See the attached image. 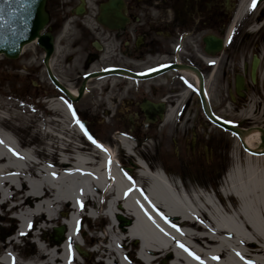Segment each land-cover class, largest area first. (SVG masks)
I'll use <instances>...</instances> for the list:
<instances>
[{"label":"flooded vegetation","instance_id":"af4514ba","mask_svg":"<svg viewBox=\"0 0 264 264\" xmlns=\"http://www.w3.org/2000/svg\"><path fill=\"white\" fill-rule=\"evenodd\" d=\"M241 2L45 0L47 24L39 37L51 46L49 55L36 38L16 71L25 74L22 80L30 77L33 91L71 104L92 139L163 141L172 153L173 140L216 131L228 153L229 139L237 137L213 119L241 131L264 130V3H251L237 17ZM63 89L75 99L82 95L71 101ZM24 248L30 250L11 264H28L32 246Z\"/></svg>","mask_w":264,"mask_h":264},{"label":"bare ground","instance_id":"6f19581e","mask_svg":"<svg viewBox=\"0 0 264 264\" xmlns=\"http://www.w3.org/2000/svg\"><path fill=\"white\" fill-rule=\"evenodd\" d=\"M251 2L242 1L237 17L249 8ZM48 108L53 112L60 110L69 116L60 102L49 101ZM49 120L43 122L45 127L41 129L43 140L46 139L44 148L48 156L42 164L36 160L33 150L20 148L14 135L1 125L3 119L0 120V205L5 206L14 201L19 203L9 208L10 212L17 209L14 215L17 222H12L18 223V237L25 235L31 238L32 224L36 223L47 230L49 224L57 221L62 211L65 212V208L73 212L64 221L67 240L58 246L42 245L38 241L37 247L32 241L31 246L36 248L40 256L38 261L34 255L30 256L28 264H74L73 259L77 257L68 241L76 242L78 239L77 234H74V219L86 201H94L96 206L101 197L108 199L103 216L109 220L105 241H102L103 244L98 241L96 248L107 244L104 247L106 253L103 254L112 255L113 264H141L139 260L123 254L132 241L137 243V255L144 264H154L162 255L167 254L172 257L170 264H264V218L259 213L260 205L249 199L251 195L247 198L245 192L233 190L237 178L242 175L241 165L236 163L234 170L225 176L224 186L227 182L229 185L223 190L224 195L237 198L240 206L230 215H220L217 213L218 206L213 204L210 197L203 198V204L197 206L193 201H197L199 195H194V200L186 198L159 170L152 171V175L141 174L143 180L139 178L137 182H130L124 172L118 170L114 162V151L108 147L95 149L89 155L75 150L73 152L76 155L69 163L64 156L66 153L63 145L67 141L65 134L61 131L57 134L49 125ZM73 124L75 130L83 134L75 121ZM257 129L246 131L243 137L246 147L251 151L263 149ZM55 139L57 141H53ZM121 145L129 155L131 146L124 140ZM246 157L245 169L249 173L256 171L253 159L257 161L260 157L248 152ZM138 161L144 165L142 160ZM248 178L251 182L250 175ZM202 208L208 209L212 229L203 226L204 232L199 236L206 243L203 247H196L185 239H192L195 233L183 226L194 221ZM119 209L123 210L121 214L130 216V224L125 227H120L116 220V215H119L116 210ZM89 214L94 217L93 211ZM122 241L126 242L125 246ZM256 242H260L259 248L255 249L257 255L251 257L248 250H254ZM174 243L183 245L187 251L180 245V249L173 246ZM9 253V250H5L0 258L1 264H11Z\"/></svg>","mask_w":264,"mask_h":264},{"label":"rangeland","instance_id":"374dc122","mask_svg":"<svg viewBox=\"0 0 264 264\" xmlns=\"http://www.w3.org/2000/svg\"><path fill=\"white\" fill-rule=\"evenodd\" d=\"M17 64H19L17 63V60L12 61L0 56V120L3 119L1 125L4 126L9 133L14 135L20 148L33 150L35 152L36 160L42 164L48 156L47 150L44 148V141H46V139L43 140L41 129L45 127L43 122L50 119L49 125L57 131L56 133L58 134L61 131L65 134L67 141L64 142L65 145L63 146L65 152L69 153V155L66 153L64 156L68 158L69 163L72 160L71 157L73 150H75L73 144L78 145L79 149H83L84 151L89 152V154L93 153V150L95 149H100L94 147L96 145H93L91 140L84 138L75 130L73 124L75 118L64 115L60 110L50 113L47 96L44 93H38L32 90L29 82L30 77L29 80L21 79V76L23 77L25 74H19V72L16 71ZM55 102L58 101L55 100ZM214 132L210 133L208 137L202 136L199 140L186 139L184 142L176 141V143L173 140L172 153L171 151L165 152V150L162 149V145L165 143L163 141H159L157 144L156 142H149L148 145L142 142H137L135 154L145 160L153 170L162 169L163 166L164 170L167 172L166 174L177 191L180 189V183L184 186L187 193L186 198L189 197L194 200V195H199L198 200L193 201L197 206L198 204H203V198L210 197L209 199H211L213 204L218 206V211H216L220 215H223L222 213L230 215L240 206V202L234 196H223V190H225V187L228 188L229 185L227 182V185L224 186L226 173H230V171L234 170V166L238 163L241 165L242 175L237 178L233 190L237 192H245L247 198L248 195H251V198L249 199L260 205L259 213L260 216L264 218V156H256L260 157L257 161L253 159V164H256L257 170L249 173V171L245 169L247 160L246 152L242 149L239 142L230 138L228 141L229 148L227 153L226 149L221 145L222 140L218 139L217 132ZM117 138L119 137H111L109 140H104L103 143L108 144V146L112 147L115 152L118 151L120 160L133 170L136 167L135 160L134 158L129 157L124 150L120 148L118 142L115 141ZM223 138L225 140L226 137L224 136ZM53 141H57V139ZM208 143L209 146L211 145V147L214 148L213 153H211L210 150L206 153ZM167 145L171 149L169 142H167ZM153 147L154 150H152ZM183 147L186 150L185 152L182 150ZM81 154L86 155L84 153ZM162 158H165V160H162ZM211 164L212 166H210ZM130 172L133 173V177L136 176L134 171ZM249 175L251 176L250 180L252 179L251 182H249ZM99 199L100 200L96 206L94 201H86L79 213V216L85 217L84 214L93 211L94 216L97 217V219L90 217V219H88L85 217L84 220L89 221L90 229L81 228L86 239L91 241L90 248L87 249L85 246H79L80 250H78L75 247L76 242L74 240H68L75 251V258L77 257L76 259H73L74 264H104L100 256H104L105 258L110 256L108 254H103V252L106 253L104 247L107 244L96 248L98 241L101 244H103L102 241H105L104 238L107 236L105 233L106 229H102V227H105L108 221L104 218L105 216H103L104 207L108 199L104 200L102 197ZM14 203H17V205L19 204L16 201H14ZM220 204L223 206L224 211ZM9 207H11V202L5 206L0 205V247H2L3 250L10 251L9 255L12 256V260L19 262L14 255L18 256L19 251L21 252L22 250H25L24 247L27 242L31 243L33 241L35 247H37L38 241L39 243H42V245L52 244L58 246L67 240L65 236L56 240L55 228L62 224V219L65 218V220H67L68 215L72 212L70 208H65V212L62 211L61 214H59L60 218L57 221L50 223L47 230L41 228V224H32L33 233L31 238H29L25 235L23 237H18V232H16L18 223L12 222V220H15L13 215H15L17 209L16 211L10 212L8 211ZM228 207H231L232 210ZM204 209L205 210H203V208L200 209L199 214L194 221H191L190 223L187 222L186 224L189 229L195 233L192 239L185 237V239L193 244V246L198 245L199 247H203L205 245L206 241L203 237L199 236L204 232L203 226L207 225L212 229L208 209ZM122 211V209L120 211L116 210V212H118L117 214H119L116 215V220L119 221L120 227H125L126 222H129L130 224V216L121 214L123 213ZM120 217L123 218L124 221L120 220ZM100 230L103 231L101 236L98 233ZM64 232H66V226H64ZM104 233L106 234L105 236ZM227 238H229V236ZM3 241H5L4 246L1 244ZM122 244L125 246L126 242L122 241ZM179 245L180 244L178 243L173 244V246H178V249H180ZM259 245L260 242H256L254 250H248L251 257L257 255L255 249H258ZM32 248L31 254L34 255L36 261H38L40 255H38L36 248L33 246ZM182 248L187 251L186 247L183 246ZM172 249L173 248L170 250L172 251ZM3 250H0V254H2ZM29 250L30 248H28L26 252H21L20 254L24 256ZM136 251L137 243L132 241L128 244V247H126L123 254H125V257L129 255L131 259L138 260L135 257ZM78 253H82L85 257H88L87 260L84 262V259H81ZM171 258L172 257H170V255L168 256V254L162 255L154 264H170ZM20 264H25L24 259H21Z\"/></svg>","mask_w":264,"mask_h":264},{"label":"water","instance_id":"95a60500","mask_svg":"<svg viewBox=\"0 0 264 264\" xmlns=\"http://www.w3.org/2000/svg\"><path fill=\"white\" fill-rule=\"evenodd\" d=\"M44 1L45 0H33L31 14L27 16L25 19L22 16L12 17L10 18V22L7 25L0 26V55H3L7 59L14 60L19 56L21 49L24 45L31 43L36 37H38L39 43H43V37H39V32L43 29L45 24L47 23V16L44 12ZM263 0H259L261 2ZM0 7L5 9V16L7 17L8 12V5L3 3V0H0ZM47 47V55H49L50 45H46ZM258 64V59H254L253 66L251 70V78L254 80L255 78V71ZM65 91V90H64ZM65 93L71 97V95L65 91ZM81 92L79 93V97L81 96ZM216 124L224 127L225 129L237 134L240 138L241 145L243 148L252 155H264V131L258 129L261 133L262 138V150L261 151H251L248 149L243 141V137L245 131H240L224 125L218 121H215ZM83 125L85 127V123H80V126ZM120 220L124 221L123 218L120 217ZM129 222H126L128 225ZM63 227L56 229V239L62 237L63 234Z\"/></svg>","mask_w":264,"mask_h":264},{"label":"snow or ice","instance_id":"6c2138e0","mask_svg":"<svg viewBox=\"0 0 264 264\" xmlns=\"http://www.w3.org/2000/svg\"><path fill=\"white\" fill-rule=\"evenodd\" d=\"M32 2L33 0H3V3L5 5H8L9 8L6 17L5 9L3 7H0V26L7 25L10 22V18L12 17L22 16L26 19L27 16L31 14ZM256 3L257 0H252L253 8H255ZM68 107L70 110H72L71 104H69ZM73 115L75 116L74 112ZM77 122L79 123V121ZM81 128L83 129V125H81ZM85 135H87V132H85ZM88 138L92 140L91 136H89ZM92 142L96 144L98 148H102V145L98 144L95 140H92ZM29 228H31V225H29ZM21 235H24V233H21ZM181 247H183V245H181ZM237 255H239V253ZM194 258L199 259L198 257ZM214 259L216 258L214 257ZM201 264H203V262H201Z\"/></svg>","mask_w":264,"mask_h":264}]
</instances>
